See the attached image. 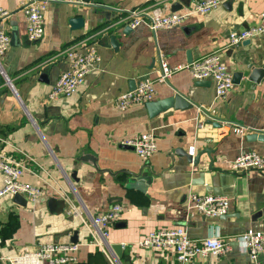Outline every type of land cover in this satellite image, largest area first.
<instances>
[{
	"label": "crops",
	"instance_id": "1",
	"mask_svg": "<svg viewBox=\"0 0 264 264\" xmlns=\"http://www.w3.org/2000/svg\"><path fill=\"white\" fill-rule=\"evenodd\" d=\"M226 1L207 14L193 13L170 29L152 33L141 24L123 33L124 12L146 7L149 0H50L43 35L30 41L19 0H0V7L12 11L3 29L10 38L15 35L14 44L0 56V153L21 161L22 180L43 190L42 197L25 206L15 203L13 195L0 198L1 254L73 242L70 238L76 233L77 260L67 264H111L90 243L91 219L120 203L121 217L106 237L115 264H180L167 251L138 246L150 231L175 227L185 228L192 239L219 235L230 246L225 253L188 264H251L235 236L247 229L264 231V215L252 220L253 213L264 208V173L232 171L230 163L247 151L264 156V138L247 139L253 131L264 133V77L254 84L244 81L245 72L223 98L216 97L212 82L197 85L201 80L187 69L173 73L168 83L155 79L158 51L171 66L189 63L188 51L193 61L218 49L232 74L247 66L264 67V34L228 45L231 31L259 23L264 0H230L225 5ZM175 3L180 5L177 10L190 6L189 0L172 2L165 12ZM73 17H83V26L72 28ZM111 33L120 43L117 49L110 44ZM88 46L95 47L99 62L74 94L49 100L60 73L68 68V51ZM145 78L153 80V100L178 92L193 106L170 107L154 115L145 103L118 109L116 96L130 90L132 81L136 86ZM222 121L240 126L242 133ZM141 132L155 137L156 151L147 160L120 143ZM190 146H195V155L211 151L201 155L198 167L175 152L178 148L187 152ZM86 153L96 157L97 166L80 159ZM210 162L213 171L205 181L210 185L219 172L215 189L221 188L219 195L229 200L227 214L211 218L189 207L191 194L212 193L191 185ZM70 203L86 222L69 212ZM116 243L122 244L121 258L111 248ZM259 260L264 264V253Z\"/></svg>",
	"mask_w": 264,
	"mask_h": 264
},
{
	"label": "built area",
	"instance_id": "2",
	"mask_svg": "<svg viewBox=\"0 0 264 264\" xmlns=\"http://www.w3.org/2000/svg\"><path fill=\"white\" fill-rule=\"evenodd\" d=\"M50 0H19L18 8L24 13L27 23V37L30 41H38L43 35L44 13ZM181 0H149V5L124 12L120 22L135 28L141 24L155 33L160 29H170L182 24L191 14H207L219 7L223 0H189V7L185 10H169L165 12L167 5ZM12 11L0 7V56L10 47V35L3 29V23L10 17ZM264 34V11L260 14L259 23L243 28L239 31H231L228 36V45L237 46L245 39ZM73 48L68 51L69 65L62 71L48 94L49 100L74 94L84 77L93 66L99 62V54L94 46ZM156 81L168 83L173 73L187 69L196 80H210L214 85L217 98H223L233 87L232 73L224 63L221 52L218 49L186 64L171 66L165 55L157 53ZM155 89L153 80L149 78L138 81L135 88L127 90L116 96L115 106L124 110L134 103H146L153 100ZM202 110V107H198ZM233 127L237 133L243 129L228 121H222ZM131 147L143 160H147L156 151L155 137L150 132H141L126 137L120 142ZM195 146L188 147L187 153L195 155ZM232 171H247L250 169L264 173V156L254 151H247L237 155L230 163ZM25 167L19 160L0 153V172L3 175V185L0 188V198L6 195L20 194L27 201L34 203L42 197L41 187L32 185L22 180ZM70 213L80 216V209L71 204ZM189 207L205 217H219L227 214L229 200L227 196L217 194H191ZM120 203H113L108 209L92 217L93 230L90 232V243L99 247L107 256L111 264H115L109 252L106 242L109 227L116 223L122 213ZM81 217V216H80ZM83 222H86L81 217ZM241 249L248 253L251 264H260L259 256L264 253V231L247 229L235 236ZM77 242H49L41 244L34 249H25L18 254L3 255L0 253V264H67L77 260L79 249ZM140 248H149L169 252V257L180 264H188L197 258L210 254H222L230 249L228 242L219 235H210L201 239H192L183 227L158 229L150 231L139 242Z\"/></svg>",
	"mask_w": 264,
	"mask_h": 264
},
{
	"label": "water",
	"instance_id": "3",
	"mask_svg": "<svg viewBox=\"0 0 264 264\" xmlns=\"http://www.w3.org/2000/svg\"><path fill=\"white\" fill-rule=\"evenodd\" d=\"M229 1L225 2V5L229 4ZM179 4L175 3L172 5L171 7V11L177 10L179 8ZM106 10H108L106 6H103ZM72 28H80L83 26V22H84V18L83 17H73L70 18L69 20ZM130 30V27L128 25H126L124 27L123 33H127ZM15 39V35H11V40H10V44H14V40ZM109 39H110V44L114 49H117L119 46V42L116 39V35L111 33L109 35ZM250 39H245L243 42H249ZM192 58L190 56V52H187V62H191ZM249 69V71H248ZM247 72V75L245 77L244 81H249L251 83L254 84H258L260 83V81L262 80V78L264 77V67H246V70H238V71H234L232 74V81L235 84H238L241 79L243 78L244 73ZM7 82L10 84L9 79H6ZM211 81L210 80H201L198 81L197 85H210ZM135 88V81H132L130 83V90ZM145 106L147 107L149 114L150 115H154L158 112H161L167 108L173 107L174 109H184L187 107H191L193 106V103L187 98L185 97L183 94L175 92L172 95L160 99V100H151V101H147L145 103ZM215 124V126H220L219 122H213ZM264 138V133L261 131H253L252 133H249L247 135V139H263ZM176 154H183L185 156H187V159L190 163H192V165L194 167H198L200 164V158L201 155L206 152V153H210L211 151L209 149H205L204 151L198 152L196 155L191 156L189 154H187L186 151H184L182 148H178L176 149ZM81 160L83 161H87L90 164L97 166L96 164V157H94L93 155L86 153L83 154L80 157ZM211 171H213V167H212V163L210 162L208 167L204 168L203 171H198L197 172V176L195 178H193L191 180V185H200L204 187V190L206 191H211L213 194H221V188L219 190L215 189V178L219 179L220 177V173L216 172L215 175L211 178V184L208 185L206 183V177L207 174L210 173ZM207 184V185H205ZM196 191V190H195ZM13 201L19 205L25 206L27 203L26 198H24L22 195L20 194H14L13 195ZM264 215V208L263 209H259L258 211L254 212L252 215V220H257L258 218L263 217ZM71 241L76 242V233L73 234V237L70 238ZM111 248L113 249V251L115 252V254L118 256V258H121V254H122V244L116 243V244H112Z\"/></svg>",
	"mask_w": 264,
	"mask_h": 264
}]
</instances>
